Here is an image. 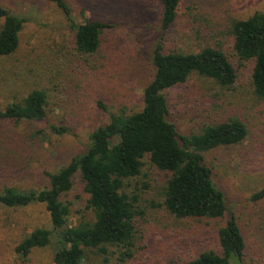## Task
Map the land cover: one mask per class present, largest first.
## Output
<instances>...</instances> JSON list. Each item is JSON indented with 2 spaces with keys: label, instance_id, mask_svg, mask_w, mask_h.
Here are the masks:
<instances>
[{
  "label": "rangeland",
  "instance_id": "rangeland-1",
  "mask_svg": "<svg viewBox=\"0 0 264 264\" xmlns=\"http://www.w3.org/2000/svg\"><path fill=\"white\" fill-rule=\"evenodd\" d=\"M0 1L27 19L17 50L0 57V108L34 87H44L49 95L47 121L0 122V136L22 139L11 156L0 153V188L40 189L48 185L43 172L57 171L80 153L89 143V134L107 123L110 113H132L142 107L143 89L154 73L149 53L160 36L161 4L159 0H65L75 21L99 15L112 23L98 52L82 56L73 48L68 20L54 3ZM256 11H264V0H179L176 21L161 41L164 51L196 52L205 42L218 45L237 71L230 89L194 74L165 91L168 120L180 136L230 118L241 120L247 128L242 143L204 153V162L226 198L225 218L216 222L169 214L161 204L164 176L145 158L141 174L129 186L137 194L138 210L130 256L121 261L115 247L107 253L87 250L88 264H176L206 249L220 251L216 228L230 214L246 239L242 264H264V198L252 199L264 186V99L257 98L250 85L252 62L232 55V38L224 33L230 19H243ZM48 123L63 125L67 131L55 134ZM37 130L43 132L36 135ZM87 199L77 173L62 196L70 206L69 224L92 220ZM36 227L52 228L43 204L0 205V264H53L54 237L50 245L32 249L25 258L14 251Z\"/></svg>",
  "mask_w": 264,
  "mask_h": 264
},
{
  "label": "trees",
  "instance_id": "trees-1",
  "mask_svg": "<svg viewBox=\"0 0 264 264\" xmlns=\"http://www.w3.org/2000/svg\"><path fill=\"white\" fill-rule=\"evenodd\" d=\"M54 3L69 22L73 48L82 56L95 55L112 23L99 15L75 21L65 0ZM160 36L151 48L149 61L154 70L142 93V107L127 113L109 114L104 125L89 134V143L55 172L44 171L48 185L40 189L0 188V205L26 207L43 204L51 229L36 227L15 246L16 254L25 258L34 248L45 247L54 237L53 264H88L87 250L99 253L118 248L119 258L130 256L135 237L137 194L129 188L142 172L144 159L163 174L161 204L177 219L206 218L220 222L227 214L223 191L217 187L212 170L204 162V153L222 146L240 144L247 135L245 124L235 118L203 126L198 132L180 136L168 120L165 91L185 83L191 75L209 79L214 85L230 89L235 86L237 71L231 59L218 45L205 44L196 52L164 51L162 40L177 18L179 0H159ZM0 57L13 54L19 44V33L27 20L6 8L0 1ZM224 33L232 38V55L252 62L250 85L259 99H264V11L243 18H232ZM49 95L43 87L31 88L20 99L0 108V122H45ZM100 107L105 109L102 103ZM55 134H63V125L48 123ZM43 130H37L36 135ZM14 135L0 136V153L6 157L22 142ZM79 174L88 194L91 221L71 225L67 222L69 203L62 200ZM264 198V186L252 199ZM220 251L206 249L195 257L176 264H242L246 239L236 217L230 214L216 228Z\"/></svg>",
  "mask_w": 264,
  "mask_h": 264
}]
</instances>
